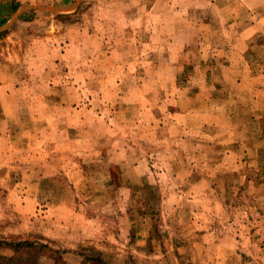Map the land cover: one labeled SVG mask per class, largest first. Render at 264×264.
<instances>
[{
    "label": "rangeland",
    "instance_id": "374dc122",
    "mask_svg": "<svg viewBox=\"0 0 264 264\" xmlns=\"http://www.w3.org/2000/svg\"><path fill=\"white\" fill-rule=\"evenodd\" d=\"M3 19L0 264H264V0Z\"/></svg>",
    "mask_w": 264,
    "mask_h": 264
},
{
    "label": "crops",
    "instance_id": "0c3cea01",
    "mask_svg": "<svg viewBox=\"0 0 264 264\" xmlns=\"http://www.w3.org/2000/svg\"><path fill=\"white\" fill-rule=\"evenodd\" d=\"M25 4L20 8L19 2ZM87 0H0V22L3 21V18H8L9 16H19L22 12L28 11V9H46L49 11H58L61 13H72L79 9L82 4ZM14 4L18 7L15 9ZM42 4L49 7H40ZM21 5V4H20ZM54 9V10H52Z\"/></svg>",
    "mask_w": 264,
    "mask_h": 264
},
{
    "label": "trees",
    "instance_id": "16d2710c",
    "mask_svg": "<svg viewBox=\"0 0 264 264\" xmlns=\"http://www.w3.org/2000/svg\"><path fill=\"white\" fill-rule=\"evenodd\" d=\"M14 8H15V5H14ZM16 9V8H15ZM1 23V22H0Z\"/></svg>",
    "mask_w": 264,
    "mask_h": 264
},
{
    "label": "water",
    "instance_id": "95a60500",
    "mask_svg": "<svg viewBox=\"0 0 264 264\" xmlns=\"http://www.w3.org/2000/svg\"><path fill=\"white\" fill-rule=\"evenodd\" d=\"M54 10V9H53Z\"/></svg>",
    "mask_w": 264,
    "mask_h": 264
}]
</instances>
